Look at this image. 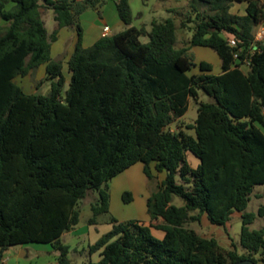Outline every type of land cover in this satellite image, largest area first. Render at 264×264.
Segmentation results:
<instances>
[{
    "label": "trees",
    "instance_id": "16d2710c",
    "mask_svg": "<svg viewBox=\"0 0 264 264\" xmlns=\"http://www.w3.org/2000/svg\"><path fill=\"white\" fill-rule=\"evenodd\" d=\"M235 2L246 3L245 15L232 13ZM101 3L0 0V264L6 249L27 243L52 244L58 264H73L61 239L80 223L79 202L99 192L90 220L97 224L110 213L108 183L139 162L147 179L158 181L147 203L150 222L110 217L111 230L89 247L101 260L89 264H264V228H250L264 218V205L246 213L255 188L264 187V41L254 36L264 3L191 0L196 17L187 22L195 24L194 35L177 48L173 18L138 28L130 0H119L125 30L86 48L80 17L100 12ZM46 11L57 23L52 35L42 18ZM71 27L78 41L68 81L51 45L60 29ZM229 38L244 49L241 62ZM194 47L213 50L222 73L212 74L208 62L197 64ZM247 58L250 67L243 66ZM42 65L40 85L50 82V94H27L15 79ZM197 66L202 73L191 74ZM201 92L211 101H201ZM191 101L197 120L173 130ZM189 153L200 160L197 168ZM124 198L133 201L131 193ZM175 198L183 203L174 204ZM235 212L243 213L242 253L189 227L205 216L225 226Z\"/></svg>",
    "mask_w": 264,
    "mask_h": 264
},
{
    "label": "rangeland",
    "instance_id": "374dc122",
    "mask_svg": "<svg viewBox=\"0 0 264 264\" xmlns=\"http://www.w3.org/2000/svg\"><path fill=\"white\" fill-rule=\"evenodd\" d=\"M116 0H102L99 7L100 13L94 17L83 21L86 27V32L93 28L94 22L100 24L101 29L104 30L105 24H108L112 29V35L119 34L124 31L126 26L121 21L118 10L116 8ZM191 0H134L133 2V25L141 28L145 26L147 29L151 28V22L155 18L158 22H163L164 19L173 18L177 26L178 42L176 47L183 48L188 46L194 35V23L188 24V19L191 17L195 19L196 12L190 7ZM11 5H9V8ZM244 4L235 2L233 4V13H244ZM202 11L207 10L205 6L200 7ZM44 12L45 20L47 21V30L49 35L55 31V20L51 19L52 11ZM102 16V18H100ZM106 20V23L102 21ZM186 23V27L183 25ZM4 24V22H1ZM93 34V30L89 31ZM95 37H93L94 40ZM90 40V39H89ZM148 41V39H144ZM91 47V46H90ZM89 48V47H87ZM191 53L196 59V63L200 64L205 61L212 65L213 72L220 71V58L209 48H194ZM64 55L57 57V59L64 60ZM200 57H202L200 59ZM67 67V66H66ZM219 70V71H218ZM44 70L37 69L33 74L27 77H17L15 82L22 86L28 92H37L48 96L51 92V83L45 82L39 85V78L41 72ZM200 67H193L191 74H201ZM39 87V89H38ZM201 101L209 102L211 98L205 93L201 92ZM198 118V107L194 101L190 103V109L187 115L172 126L173 130L177 129L178 124L187 125L195 123ZM194 135V132H189ZM165 178V174L160 176ZM158 181H150L144 173V165L139 162L118 175L108 183L111 193L110 213L98 217L97 224H90L93 217L92 205L99 199V192L92 190L88 193L86 198L79 202L78 210L81 212L79 225L70 232H66L62 237V243L70 246L71 251L69 258L73 264H89L90 262L98 263L101 260L100 252L90 254L89 247L95 244L110 228V217H115L120 222L139 221L141 223L147 222L150 218L147 209L148 200L153 192L157 190ZM125 193L133 195V201L126 202ZM183 202L179 198H175L174 204L181 205ZM264 205V187L258 186L255 188L246 213H258L261 206ZM199 235L206 238H215L219 244L227 249H232V244H235L240 253L243 249L240 245L241 232L243 227V213L235 212L231 220L225 226L212 225L207 217H203L201 223H193L189 225ZM252 230H260L264 228V218L258 217L255 222L250 225ZM155 236L160 239L164 233L155 231ZM1 251V250H0ZM5 263L2 264H58V251L55 250L52 244L48 243H27L23 245H16L9 247L4 252ZM259 258V256H258Z\"/></svg>",
    "mask_w": 264,
    "mask_h": 264
},
{
    "label": "crops",
    "instance_id": "0c3cea01",
    "mask_svg": "<svg viewBox=\"0 0 264 264\" xmlns=\"http://www.w3.org/2000/svg\"><path fill=\"white\" fill-rule=\"evenodd\" d=\"M116 1H119V0H116ZM133 2L134 0H130V5H131V8H132V12H133ZM262 2L264 3V0H262ZM241 4H244L245 7H244V13L242 14H238V15H245L246 14V3H241ZM116 8H117V5H116ZM233 9V7H232ZM51 11H49L50 13ZM48 13V14H49ZM97 13H100V12H97V11H94V10H89L87 12H85L81 17H80V24L83 28V44L84 46L87 48V47H90V46H93L99 39H101L103 37V30L101 29V26L100 24H96L97 22H94L93 24V28H90L88 30V32H86V27L83 25V21L88 19V18H91V17H94L95 14ZM233 13V11H232ZM233 14H236V13H233ZM52 17L51 19L55 20L54 19V13L52 12ZM44 22H45V25H46V28H47V21L45 20V16L43 14L42 16ZM102 18V16L100 17ZM167 20V19H164V21ZM102 21H104L106 23V20L105 19H102ZM158 22L155 18L152 20L151 22V26H152V23L153 22ZM56 22V21H55ZM108 26L110 28V26L108 24H105V27ZM262 24H260L258 27H256V29L254 30V36H255V41H264V36L262 37L261 36V29H262ZM57 29V23L55 25V30ZM150 29V28H149ZM90 30H93V34H90L89 31ZM109 35L111 36L112 35V29L110 28V33ZM116 35V34H115ZM93 37L94 40H93ZM90 39V40H89ZM144 39H147V38H143L142 41L143 42H146L144 41ZM77 41H78V32H77V29L75 27H71V28H63V29H60L58 34H57V40L55 42L52 43L51 45V53H52V57L54 59H57V57H61V55H64L63 58H64V73H65V76L67 77L68 81H70L71 79V74L69 72V67H68V61L70 59V57L73 55V53L75 52V48H76V45H77ZM148 42V41H147ZM194 48H203V47H194ZM193 48V49H194ZM202 57H200L201 59ZM205 62V61H203ZM67 66V67H66ZM40 69L44 70L43 72H41V77L39 78V83H38V86L40 85V83L45 79L46 77V66L45 65H42L39 67ZM38 68V69H39ZM243 70L245 72H248V68H243ZM36 71V70H35ZM35 71H32L29 75L33 74V72ZM219 71V70H218ZM222 73V62L220 60V71L219 72H213L212 71V74L214 75H220ZM28 75V76H29ZM20 86V85H19ZM22 87V86H21ZM23 88V87H22ZM24 89V88H23ZM39 89V88H38ZM24 91L27 93V94H35L37 92H28L24 89ZM182 119L178 120V122H181ZM188 159H189V162L191 163L192 167L193 168H197L198 165L200 164V160L198 158H196L193 154L189 153L188 154ZM163 175V174H162ZM161 176V175H160ZM163 179H161L162 181ZM150 222V218L147 222H144L146 225H148ZM112 228V226H111ZM110 228V230H111ZM109 230V231H110ZM108 231V232H109ZM155 231H158V230H153V234L155 235ZM162 232V231H160ZM164 233V232H163ZM64 236V235H63ZM62 236V237H63ZM165 236V234L163 235L162 238L160 239H163ZM2 263H5V259L3 257V260L1 262Z\"/></svg>",
    "mask_w": 264,
    "mask_h": 264
},
{
    "label": "built area",
    "instance_id": "2783aa9c",
    "mask_svg": "<svg viewBox=\"0 0 264 264\" xmlns=\"http://www.w3.org/2000/svg\"><path fill=\"white\" fill-rule=\"evenodd\" d=\"M262 29H261V36H264V22L262 23ZM110 33V28L108 26H106L103 30V36H108ZM228 44L231 48L235 49L234 52V58L237 62H241V56L243 55V48L239 47L238 41L235 38H229L228 39ZM243 66L245 67H250V59H246L245 61H243Z\"/></svg>",
    "mask_w": 264,
    "mask_h": 264
},
{
    "label": "water",
    "instance_id": "95a60500",
    "mask_svg": "<svg viewBox=\"0 0 264 264\" xmlns=\"http://www.w3.org/2000/svg\"><path fill=\"white\" fill-rule=\"evenodd\" d=\"M69 87H70V85L67 84V85H66V89H69ZM238 264H256V263L253 262V261H250V260H246V261H242V262H240V263H238Z\"/></svg>",
    "mask_w": 264,
    "mask_h": 264
}]
</instances>
